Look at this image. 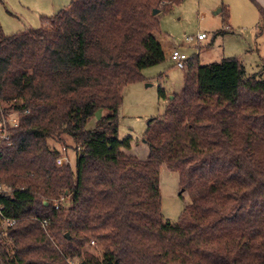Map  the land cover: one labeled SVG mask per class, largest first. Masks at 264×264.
<instances>
[{
  "label": "trees",
  "instance_id": "obj_1",
  "mask_svg": "<svg viewBox=\"0 0 264 264\" xmlns=\"http://www.w3.org/2000/svg\"><path fill=\"white\" fill-rule=\"evenodd\" d=\"M181 1L71 0L40 28L0 26V116L19 112L0 140V184L12 188L0 193L11 219H0V264H264V62L247 75L236 57H189L181 92L160 89L148 157L120 138L124 87L165 62L154 32ZM64 134L76 171L56 164L50 141ZM162 165L193 193L177 221L163 219ZM94 241L100 257L86 250Z\"/></svg>",
  "mask_w": 264,
  "mask_h": 264
},
{
  "label": "rangeland",
  "instance_id": "obj_2",
  "mask_svg": "<svg viewBox=\"0 0 264 264\" xmlns=\"http://www.w3.org/2000/svg\"><path fill=\"white\" fill-rule=\"evenodd\" d=\"M70 2L0 0V26L6 34L40 28L43 15H55L61 10L59 8ZM159 21L160 26L154 34L163 43L167 60L146 68L144 80L124 87L119 113L120 138H132L131 146L125 151L139 159H146L149 154L145 135L150 121L162 116L166 110L168 101L160 96V89L171 98V95L181 92L185 84L187 69L174 66L169 53L172 49L186 52L201 64L236 57L245 66L247 75L260 71L264 62V18L253 0H182L160 12ZM200 32L208 37L203 41L187 39L197 38ZM104 114V110L96 111L87 123V130L94 128ZM50 144L60 155L66 156L76 171L77 149L73 137L64 134L62 139L51 140ZM159 178L163 219L177 221L191 202L193 193L182 188L178 171L166 165H162ZM86 250L98 257L103 253L102 246L95 241L88 244ZM71 261L77 264L75 260Z\"/></svg>",
  "mask_w": 264,
  "mask_h": 264
},
{
  "label": "built area",
  "instance_id": "obj_3",
  "mask_svg": "<svg viewBox=\"0 0 264 264\" xmlns=\"http://www.w3.org/2000/svg\"><path fill=\"white\" fill-rule=\"evenodd\" d=\"M207 36L204 32H200L198 33L197 35V38H193V37H187L188 40L192 41L194 39H197V40H203L205 39ZM171 60L173 61L174 63V66L176 68H179V69H184V65H185V61L186 59L189 58L188 54L186 52H181L179 49L177 48H174L172 51H171ZM28 112V110H27ZM25 112V113H27ZM19 112L18 111H14L8 115H4L3 113L1 114L0 116V140L2 141H7L10 139V135L8 134L9 133V128H12L13 126H17L19 124ZM64 163H68V160L66 158L65 155H60L57 157L56 159V164L57 165H62ZM12 190L11 187H8V186H4L2 184H0V193H7L8 191ZM65 201V198L62 197L61 198V202H64ZM56 207L58 208L59 207V204L56 205ZM0 219L2 220V225L6 224L7 222H10L11 219L8 218L6 216V214H4L3 212V208L2 206L0 205ZM43 227L45 228L46 225H47V220L46 221H43ZM94 243V242H92ZM70 264H74L72 261H70Z\"/></svg>",
  "mask_w": 264,
  "mask_h": 264
},
{
  "label": "crops",
  "instance_id": "obj_4",
  "mask_svg": "<svg viewBox=\"0 0 264 264\" xmlns=\"http://www.w3.org/2000/svg\"><path fill=\"white\" fill-rule=\"evenodd\" d=\"M254 1H255L256 3H258V4H260V5H262V4L264 5V0H254ZM70 3H71V2H70ZM70 3H69V4H70ZM261 3H262V4H261ZM263 5H262V6H263ZM67 6H68V5H67ZM67 6H63V7L59 8V9L62 10L63 8H65V7H67ZM263 7H264V6H263ZM220 11H221V10H220ZM207 37H208V36H207ZM207 37H206V38H207ZM206 38H205V39H206ZM205 39H203V40H205ZM203 40H199V41H203ZM160 42H161V41H160ZM161 44H162V47H163V51H164V53H165L164 45H163L162 42H161ZM172 50H173V49H172ZM172 50H171V51H172ZM171 51L169 52V53H170V56H171ZM170 58H171V57H170ZM166 60H167V53H166ZM166 60H165V61H166ZM172 62H173V61H172ZM173 64H174V63H173ZM185 75H186V74H185Z\"/></svg>",
  "mask_w": 264,
  "mask_h": 264
},
{
  "label": "water",
  "instance_id": "obj_5",
  "mask_svg": "<svg viewBox=\"0 0 264 264\" xmlns=\"http://www.w3.org/2000/svg\"><path fill=\"white\" fill-rule=\"evenodd\" d=\"M220 10H218L217 12H219ZM160 12V10L159 9H155L154 11H153V13L154 14H157V13H159ZM151 84H148V86H150ZM173 97V95H171V98ZM46 203H47V201H46Z\"/></svg>",
  "mask_w": 264,
  "mask_h": 264
}]
</instances>
